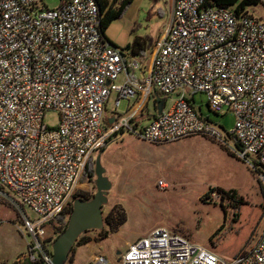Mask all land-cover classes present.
Masks as SVG:
<instances>
[{"label":"built area","instance_id":"obj_1","mask_svg":"<svg viewBox=\"0 0 264 264\" xmlns=\"http://www.w3.org/2000/svg\"><path fill=\"white\" fill-rule=\"evenodd\" d=\"M43 2L0 0V198L20 216L30 239L20 264H51L44 229L72 203L89 161L123 132L153 145L195 136L223 147L232 142L231 154L256 179L262 207L252 244L230 261L180 233L155 228L126 245L120 264H264V23L209 7L207 0H174L144 66L103 37L96 0H59L52 10ZM153 92L165 103L172 100L160 115ZM198 94L214 115H233L229 133L201 115L193 102ZM111 95L115 110L121 100L135 103L127 117H112L105 126ZM150 100L154 114L142 125ZM49 113L58 117L54 127L43 122ZM156 186L167 188L163 181ZM92 260L108 264L102 255Z\"/></svg>","mask_w":264,"mask_h":264},{"label":"rangeland","instance_id":"obj_2","mask_svg":"<svg viewBox=\"0 0 264 264\" xmlns=\"http://www.w3.org/2000/svg\"><path fill=\"white\" fill-rule=\"evenodd\" d=\"M173 1L134 0L124 15L110 24L105 36L121 50L135 39L150 42L143 61L144 66H148L154 45L167 28ZM58 4L59 0H44L42 6L52 10ZM247 14L264 23V5L249 8ZM138 68L137 64L134 73L140 78ZM122 81L123 76H120L115 84ZM113 102L114 95H111L105 107V126L112 117H127L135 103L121 100L115 110ZM171 102L166 100L165 110L170 108ZM193 102L203 117L221 126L222 134L232 130L235 119L230 112L224 116L214 115L201 94L195 95ZM152 103L150 100L141 111L143 121L154 114ZM57 121L54 113L45 114L43 119L48 127L56 126ZM106 144L100 163L111 189L102 209L103 229L104 218L111 212L117 222L122 212L125 223L116 227L105 240H100L97 233H89L91 243L84 247L73 246L69 253L73 264H95L92 258L97 255H102L108 264H120L116 253L124 252L127 244L155 228L180 233L224 261L232 260L252 244L261 217L262 193L251 171L231 155L232 142L227 141L228 147H223L215 140L195 136L171 144L153 145L123 132L111 137ZM98 154L99 151L93 158ZM93 180L95 176L88 175L81 181L77 192L83 200H91L96 193ZM159 181L166 183L165 190L156 186ZM215 188L234 191L236 202L240 199V204L211 195L209 190ZM25 214L30 220L34 219L30 211L25 210ZM21 225L17 212L0 198V264H20V259L27 254L30 239L23 236ZM58 226L55 222L44 229V247L50 251L58 237L55 234ZM67 262L68 259L65 264Z\"/></svg>","mask_w":264,"mask_h":264},{"label":"trees","instance_id":"obj_3","mask_svg":"<svg viewBox=\"0 0 264 264\" xmlns=\"http://www.w3.org/2000/svg\"><path fill=\"white\" fill-rule=\"evenodd\" d=\"M96 1H97L99 10H100L101 16H102L101 34L103 35L105 39H107V37L105 36V32L110 26V24L113 21L120 19L124 15L127 8L133 3L134 0H96ZM259 4H261L259 0H207V5L209 7L229 8L236 15H243V14L245 15L247 14V10L249 8L257 7ZM148 45L151 46L150 42L149 44H147L146 40L135 39L131 45H128L123 50L127 52L131 57L138 58L141 62H143L146 59L145 58L146 52L150 48L148 47ZM106 146L107 144L101 147L99 152L102 153ZM93 168H94V160L92 159L88 163V166L83 175L82 181L88 175L90 178H93L94 176ZM209 191H210L209 193L216 192L222 200L227 199L228 201L236 203V205L240 204V199L236 202L237 196L234 191L225 192L218 188L210 189ZM74 198H80L79 192H76L74 194L73 199ZM84 200H89V199H84ZM233 208L236 209L237 206L236 207L233 206ZM71 212H72V203L69 205L67 210L56 219L55 222L59 224L57 232L55 233L56 235L61 234L65 230L67 221H68V218ZM124 223H125V215L122 212L118 214V222L115 220L113 213L111 212L106 218H104V224H105L104 229H102L101 231L85 232L83 235L79 237V239L74 245V248L84 247V246L89 245L92 241V238L90 236H87L89 233H92V232L97 233L98 238L100 240H105L109 237V235H111V233L115 230L116 227L118 228ZM74 248H72L71 251H73ZM50 254H51V251H50ZM22 264H26V263H22ZM67 264H73V260L71 258H68Z\"/></svg>","mask_w":264,"mask_h":264},{"label":"water","instance_id":"obj_4","mask_svg":"<svg viewBox=\"0 0 264 264\" xmlns=\"http://www.w3.org/2000/svg\"><path fill=\"white\" fill-rule=\"evenodd\" d=\"M108 85V84H107ZM156 101V113L160 115L164 108V99H160L156 92H153ZM113 120H108L111 125ZM101 153L94 159V186L96 193L89 201L82 199L74 200L72 212L68 218L65 230L58 235L51 246V264H65L70 251L81 235L88 231H101L103 229L102 208L107 204L108 192L111 183L105 177V169L100 163ZM119 256V253H116Z\"/></svg>","mask_w":264,"mask_h":264},{"label":"crops","instance_id":"obj_5","mask_svg":"<svg viewBox=\"0 0 264 264\" xmlns=\"http://www.w3.org/2000/svg\"><path fill=\"white\" fill-rule=\"evenodd\" d=\"M150 116H151V117H150ZM150 116H147V120H146V121H143L142 118L140 119L142 125H144V124H145L150 118H152V117H153V114L150 115Z\"/></svg>","mask_w":264,"mask_h":264},{"label":"flooded vegetation","instance_id":"obj_6","mask_svg":"<svg viewBox=\"0 0 264 264\" xmlns=\"http://www.w3.org/2000/svg\"><path fill=\"white\" fill-rule=\"evenodd\" d=\"M93 181H94V180H93ZM77 199H82V198H74V199L72 200V203H73L74 200H77ZM82 200H83V199H82ZM118 253H119V256H121L122 253H121V252H118Z\"/></svg>","mask_w":264,"mask_h":264}]
</instances>
